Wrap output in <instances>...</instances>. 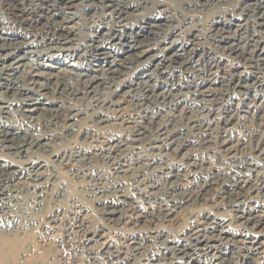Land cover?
<instances>
[{
  "label": "rangeland",
  "instance_id": "1",
  "mask_svg": "<svg viewBox=\"0 0 264 264\" xmlns=\"http://www.w3.org/2000/svg\"><path fill=\"white\" fill-rule=\"evenodd\" d=\"M134 1L136 2L141 1L137 3L141 5L140 8L135 10L136 8L135 7L136 4H135V5H132V7H129L128 9L131 12L133 11V13L135 14H138L140 11L142 12L147 11L148 13H146V15L148 14L147 15L148 17L152 16L150 17L151 19H153V17L158 18L160 15L162 16V14L164 15L162 17H165L166 15H170L168 16L167 21L165 20L163 21L164 23L162 22L163 28H167L168 25H179L178 23H180L179 26H182L185 23V20L183 18L186 17L187 12H188L187 14L188 16H190V14H194L193 18L196 19L197 23L199 24L197 25L199 26L198 28L196 26L192 30L191 32L192 34H190V36L187 34L184 36V38L180 37L182 39L181 41L182 43L187 42L188 39H191L194 41V44L196 45V49H195V55L193 59L196 60L194 61L196 68L192 70L191 69L187 70V67H184V70L188 71V72L187 71L184 72V70H179L177 68L180 65L179 62L181 63L182 61H178L177 63L168 61L167 71L163 73L156 72L153 74L154 77L152 78L154 82L156 80L157 87H159L157 89V93H160L161 91H164V90L173 92L175 91L174 90L175 87H177L176 91H179L178 89H180L181 91H184V92H187L188 89L191 90L192 92V91H195L197 88L198 92L195 91L194 92L195 95L193 96L188 95L189 98L187 102L185 103V106L187 109L186 111L187 112L189 111V113L185 115V113L184 114L181 113L180 109L175 110V109H172V106L171 107H169L168 105L163 106V104H160L159 105L160 107L156 108L154 103H151L152 104L151 105V104H148L146 100L142 98L141 99L137 98L136 91L134 92L133 90H131L133 91V94L131 93V95H129V97L127 96V98L125 99V102L122 105V108L124 110L123 109L120 110L122 114H120L121 113L120 111L119 113H117L118 111L114 110L113 108H110L112 110L108 109L104 111V113L106 112L105 113L106 116H103V117L106 119V121L104 123H101L102 126L98 124L99 128L92 134L91 138H89L88 140L86 139L85 141L84 139H82V131L85 129L84 123H86L88 119H83V117L86 118L85 114L80 115L78 119L80 118L82 119L77 120V122H79L78 128L80 127L79 131L75 133L74 135H72L70 140H67L66 141L67 143L64 146L62 145L63 147L60 150V152L57 154V156L46 155L45 160L43 161L45 166L41 169V171L45 170L44 171L45 176L47 180L49 181L48 182L46 180L45 185L47 188V192L50 194L49 195L47 193V199L44 203L45 204L44 207L42 209L32 208L33 207V204H32L33 200L31 198L32 196L30 195L24 196V194H22L23 196L21 195L19 197L20 199L16 200L15 202L16 204L14 203L13 205L7 208L1 207L2 201L0 200V264H168V263L169 264H173V263L174 264H187V263L188 264H264V217H263L264 216V206H263L264 202L262 201L264 200V196L259 195L256 198L255 202L248 203V206H251V207L255 206V208H257V210L259 211V214H261V216L263 217V220H262L263 222H261V224L258 226L255 224L243 225L242 223L241 224L238 223L239 222L238 216L240 215V210L245 208L247 204L238 205L236 201L234 202L233 201L234 196H233L232 190L230 189V186L233 180H235L236 177L242 173L243 174L246 173L244 175H247L248 177L253 176V177H250V180L252 181V183H255V184H260L262 182V179H264V82L260 81L261 79L262 80L264 79L263 78L264 69H263V66L261 65L260 57L258 56L259 52L256 55V48H257L256 45L259 46L260 48H264L263 46L264 45V42H263L264 41V33H263L264 32V18L263 17L259 18L260 13L262 11L259 12L258 14L254 13V11L252 10L251 11L247 10L245 11V13H241V9L239 8V5L237 4V2L232 1V0L230 2L228 1V3L219 2L217 0H210V2L209 0H145V1L144 0H134ZM207 1H208V4H207ZM256 1L258 0H253V2H256ZM222 3H225V4L222 5ZM215 5H217L216 6L217 8L215 7ZM81 6L82 7L80 8L79 6L77 10L67 9L66 13L62 14L61 16L63 17V15L67 14V12L69 13L68 15H71L73 12H78L79 10H82L81 11L82 18L80 19L81 21L79 20V18L75 20V22L77 21L76 22L77 24L79 21H80L79 24L80 23L82 24L81 25L78 24L80 27L75 25L77 29L73 30L74 35L72 36L77 38L74 41L75 43L80 44V41H82L81 43L85 44L86 40H84L83 38L85 34H83L81 38V36L78 35L79 36L78 37L75 32L78 31L79 33L80 31L82 32L90 31L85 28H87L88 26L92 24V19H90L92 11L86 9L85 5H81ZM187 7H189V9H187ZM193 7H194V11H189L193 9ZM55 8L51 14L55 13L54 11H61L59 7H55ZM162 10H165V11H162ZM159 11H162L163 13H160ZM145 12L143 14H145ZM39 14H37L36 17H38ZM89 14L90 16H88ZM142 15H137L136 18L138 17L140 18ZM243 15L245 17L244 19L242 18ZM256 15L257 17H255ZM44 16H46V14H44ZM248 16H251V18ZM136 18L134 15L130 16V19H136ZM59 19H61V17H58V20ZM83 19H84V22H83ZM4 20L5 22H3ZM249 20H251L252 22ZM42 21L46 22V19H42ZM137 21L139 20L137 19ZM144 21L145 20H143V22ZM57 22L58 21L55 22L54 20L48 21V23L46 22L45 25H43L45 26L43 29L54 31L55 30L54 28H58L59 26L58 25L59 23ZM200 22H201V25H200ZM167 23L168 25H166ZM253 23L254 25L252 26ZM6 24H9V25H6ZM83 25L85 27H83ZM238 25H242V26H238ZM23 26H26V27L23 28ZM3 27H6V28H3ZM137 27L136 26L134 27L135 31L138 30L136 29ZM236 27H237V30H235ZM252 27H254L255 30ZM248 28L251 30H249ZM29 29L32 32H35L32 30V27L29 24L26 25V23H20L16 21L15 23L11 22L8 19L7 15L3 13L2 10L0 9V34L5 36L3 38H6L2 41L0 39V42L7 41L11 43L7 45V47H5V48H8L7 51H14L15 46H17L15 44L16 42H19L25 39H29V40L34 39L33 35L30 34L31 31ZM216 29L218 33L216 32ZM108 30L104 29L103 31L106 32ZM141 30L146 31L147 29H141ZM230 31H234V32L231 33ZM235 31L236 32L238 31L237 35ZM254 32L255 33L258 32L259 34L257 33L254 34ZM249 33L251 36L249 35ZM183 35L184 34H182V36ZM210 35H213V36L211 37ZM259 35L262 37H260ZM147 36H149L150 38L152 37L151 34H148ZM221 36H226V38H228L226 43L223 44L220 42ZM228 36L229 37L233 36V38H229ZM242 36L244 37V39L241 38ZM260 38H262V40ZM243 40H250V44L249 43L247 44ZM233 41L234 42L241 41V43H243L244 45L246 44L245 47H247L246 49L248 50V52L249 51L252 52L251 56L252 55L253 56L251 58L253 60H251V58L247 59L249 54L247 55V57H244V56L242 57L241 55H238L237 53L230 54V52H228L230 54L229 55L225 51L224 45H229L231 43H234ZM200 42H201V46L199 45ZM105 43H106L105 45H109V43L111 42L109 43L105 42ZM215 44H218L219 47L216 46ZM252 44H255V45H252ZM11 46H12V49H11ZM192 47H193V43L192 42L188 43V49L191 50ZM45 48H48V46H46ZM215 48L216 50H214ZM15 50H16L15 54L5 59L6 62L5 61L3 62L7 64L9 63V61L11 62L16 58L26 55L24 56L25 59H23V61L24 63L27 61L28 70L30 67L31 73L37 72L41 74V76H38L34 79L36 80L39 79L40 81L44 83L46 82L49 85H52L51 82L58 75L61 76L62 74L63 75L66 74V75L74 76L75 75L73 74L74 71L75 72L77 71L76 74L81 73V72L83 73L88 72L91 74L97 73L93 71L94 67L96 69L99 67V65L107 66L108 62L110 63L115 60L117 62H121L123 61L124 58H126L127 55L133 54V56H135L134 54L136 53V51H138L137 49H133L130 52L128 51L125 52V50L119 46V48H115L114 50L113 49L108 50L107 54H104L103 56L95 55V53L94 54L91 53L87 55L85 58L84 56L81 55L85 53V50L82 48H80V50H78L76 53H73L71 51L62 52L61 49H58L50 53H43L42 55H31V54L27 55L25 54L26 49L24 47H21V48L18 47ZM226 54L229 57H227ZM237 55L239 56V58L237 57ZM213 57L216 59L215 61L218 62V67L216 70H214L218 74L216 72L209 73L208 71L209 62L211 58ZM230 58L231 60H229ZM245 58L247 60H245ZM74 61L76 63H74ZM30 63L32 64L30 65ZM257 64H259L261 68H259ZM147 66L151 68L150 63H147ZM0 67H2L1 63H0ZM154 67L155 66H152V69H154ZM59 68L63 70L60 71ZM23 69L24 67L22 68V70ZM241 70H242V73H241ZM258 70L261 72H259ZM40 71H43V72L41 73ZM181 72L182 73L184 72V73L182 74ZM56 73H60V74L56 75ZM215 73H216V76H215ZM19 74L25 75L26 73L25 72L23 73V71L21 72L19 71L17 75ZM179 74L181 75L179 76ZM209 74L211 75L209 76ZM45 75H48L49 77L51 76L50 80H48L49 77ZM236 75H238L239 77L238 76L236 77ZM128 76L129 75L124 76L123 79L129 78ZM155 76L157 78H155ZM139 80L140 79L136 78L135 76H132V83L131 82L129 83L128 81V86L123 91L130 90L131 88L132 89L136 88L137 85L135 83L138 82ZM2 81H5V80H2ZM252 84H255V85H252ZM13 86L15 87L17 85L8 84L7 86V84H4V85L0 84V92L2 91L5 93L7 92L6 96L10 97L13 89L7 90V87H13ZM28 86H32V84ZM115 87L116 85H113V84L111 86L109 85V87L104 90L105 92L104 91L102 92L104 93L102 96L107 97L108 93L111 90H114ZM208 87L213 88L212 89L213 94L207 96L208 99L210 100L204 97L205 100L207 101L202 102L203 101L202 99L204 98L203 96H200L199 93L203 90L209 89ZM214 88H215V91H214ZM47 92H46L47 96L51 94L49 90ZM81 95L82 97H80ZM87 96L88 94L81 93L80 95H78V97H80L81 100L78 99V101L76 100L73 101V104H75L80 111H84V113L85 112L89 113V109L86 108V106L89 105L87 103L89 101ZM11 98L12 97H10V102H8L9 107L6 108V111H8V113L5 115L0 114V120L2 121V123H4L5 125L14 124L13 126H19L22 128L24 126V128H28V129L34 128L32 125H30L29 119L25 117L26 112L24 111L26 109H30L31 105L25 104L22 100H20L19 95H16L15 98H12V99ZM208 101L210 102L208 103ZM255 103H257V105ZM70 104L71 103H69L68 105ZM140 104L141 105L143 104L144 106L142 105L141 107ZM259 104H261V106ZM44 105H45L44 107H47V108L56 107L54 106V103H50V102H47V104H44ZM137 105L138 107H135ZM148 106L150 110L147 111L145 110V108ZM257 106H258V110H257ZM169 109H170V112H169ZM210 109H211V114L209 113ZM17 110H19V112ZM155 111L156 112L160 111L159 116L161 117V118L156 117V119L157 120L162 119L164 120L165 123L168 122L167 124H169L168 127L170 128L179 126V123H180V126L185 125L188 122L186 119H189L190 114L194 116L199 113L200 115L206 117V119L209 122V128L207 129L208 132L204 133V135L202 133L197 134L198 132H194L195 135L187 133V135L189 136L191 135L190 137H187V135L185 134L184 136H186L187 140L184 141V145L180 148L181 150L174 149L175 147L164 149L162 152H159L158 150L150 149V145L148 144L149 139L153 138L156 133V124L152 123L151 121L152 113ZM178 113L182 115L179 116ZM176 114H178L177 115L178 118L176 117ZM184 117H187V118H184ZM180 118L182 119L183 122L181 121ZM146 124H148V128H147L148 131L146 129L147 127ZM150 126L153 128V130L150 128ZM210 128L211 129L214 128L213 131ZM145 129L146 131L144 135L140 134V132L144 131ZM57 131L62 132V129L58 128ZM21 135H23V133ZM192 135L196 138L193 139L194 137ZM17 140L19 141L18 138ZM17 140L15 142L13 141V142H5V143H2L0 141V144H1L0 145V164H3V163L9 164V165L14 164L16 169H19L22 165L21 161L26 160L29 156L31 155L33 156L35 154V153L32 154L33 150L30 149L27 155L24 156L25 158L24 159L23 157H21L22 156L21 154L16 153L18 150L13 149V150L8 151V149L2 148L4 146H10L13 148L16 147L17 145L16 143L18 142ZM104 144L106 146H110V145L113 146L115 144L116 149L120 148L119 147L120 145H124L123 147H125V146H132L136 144L141 146V148L140 150H137V151L132 150L131 152L124 154L123 156L122 155L120 156L119 154H121V151H112L108 153L106 151H102V149L106 147ZM150 154L151 155L153 154V157L155 158H153ZM157 154L158 156L159 155L160 156L158 157ZM161 154L164 157H161ZM154 155H156L157 157ZM85 157L86 158L88 157L89 159L88 158L86 159ZM33 158L36 159V157H33ZM90 158L91 160L92 159L93 160L91 161ZM158 158H160V160ZM179 160L182 162H180ZM185 162H188V163H185ZM187 165H189V167ZM160 166L164 167L163 168L164 170ZM247 167L248 168L251 167V168H249L248 170ZM23 171L22 173H20L21 175L18 174L20 176V178L18 179L13 178L11 180H6V181H3L2 179H0V193H1V190L4 188V186L6 187V185L8 186V185L14 184L17 181H26L25 177L27 176L26 174H28V171L25 169ZM250 171H252V173ZM178 173L181 174V176ZM257 173L260 175L257 176ZM177 175L180 176L179 177L180 179L179 178L177 179L178 177ZM207 175H210V176L208 177ZM167 178H169V180ZM216 180H219L220 184H218L219 181H216ZM211 182H216L217 184L214 183L213 185L210 186ZM95 183L99 184L100 186L104 188V192L100 194L101 200L99 201L95 199L94 195L91 196L90 192L88 191L89 187L93 186ZM188 183L190 184V186H188L189 185ZM150 184H153V186ZM200 185L202 187L204 185L205 186L202 188ZM164 186L167 188H165ZM184 186L185 187L187 186L186 187L187 189ZM217 189L219 192H216ZM211 190L212 192H210ZM195 191H196V196H195ZM180 192H183V193H180ZM230 192L232 194H230ZM152 193L155 195H153ZM186 193L188 196L186 195ZM191 193L193 196H195L194 198H192L193 196H191ZM198 193L200 194L198 195ZM121 194L129 195L133 203L130 209L128 210V213L126 214V217L124 218V220L122 219V221L119 220L118 222L117 218H110L109 216H107L108 209L106 208L109 207L110 204H113L115 206L123 205L127 207V205H124L123 201L120 200ZM148 194H150V196ZM203 195H205L206 197ZM215 196L218 198H216ZM0 198H1V194H0ZM182 198H189V202L184 203V204H179L181 209L177 208V210L180 211V213L177 211L174 217L172 218L173 220L172 219L171 221L164 220L163 216L159 214L161 209L167 206L174 205L173 201L175 200L181 201ZM75 200H80L82 202V208L76 205V203L74 202ZM204 200L205 201L207 200V202H205ZM218 201L221 202V204ZM227 201L229 202L226 203ZM232 202H233V205H232ZM217 204H219L218 205L219 208L217 207ZM213 205L217 208H215ZM224 205L226 206V208H228L227 209L228 211L226 210ZM102 206L103 207L107 206V207L103 208ZM233 209L234 211H232ZM237 209H240V210H237ZM83 216H84V223H81ZM137 216H139L141 220L137 218ZM175 216L177 217V219L175 218ZM214 218H217V219H214ZM235 220L237 221V223ZM212 226H216L218 230L220 229L227 230L229 233L228 236L224 240H219L218 242L217 241L214 242L213 246L204 245L205 247L202 246L203 249L196 250L199 244L198 239L203 240L208 237H213V238L219 237V232L218 231L215 232ZM198 230H200L199 233H195ZM94 234L97 236H95L94 239L92 240H96V239H100V240L85 241L86 238L93 237ZM189 234H192V235H189ZM235 240H237L239 243ZM139 241L141 244L139 243ZM85 244L86 245L87 244L89 245L98 244L102 247L99 248L98 250L99 254H97L98 251H96V253L90 252L92 254L91 255L90 253L88 254L89 250H87L86 248L87 246ZM176 244H178V246ZM137 245L139 249L137 248ZM134 246L136 247V250ZM182 248H187L186 249L188 251L187 256H184V255L182 256L181 254H179V251ZM173 251L175 254L173 253ZM109 253L110 255L111 253H113L114 256L110 258ZM182 257H185V258H182Z\"/></svg>",
  "mask_w": 264,
  "mask_h": 264
},
{
  "label": "bare ground",
  "instance_id": "2",
  "mask_svg": "<svg viewBox=\"0 0 264 264\" xmlns=\"http://www.w3.org/2000/svg\"><path fill=\"white\" fill-rule=\"evenodd\" d=\"M145 1V0H144ZM219 2H226L228 3V1L230 2L231 0H217ZM232 1H236L237 4L239 5V8L241 9V13H245V11L247 10H252L254 11V13L258 14L260 13V17L264 18V0H258L256 2H253V0H232ZM141 2V1H139ZM139 2H136L134 0H0V9L2 10L3 13H5L8 17V19L11 22H20V23H26L29 24L32 27V30L35 32H32L30 29V34L33 35L34 39H25V40H21L19 42H14L17 46H15L14 51H7L8 48L7 45L11 44L7 41L4 42H0V63L2 64V67H0V84H14L17 86H13V87H7V90L9 89H13L12 90V94L10 95V97L15 98L16 95L20 96V100H22L25 104H29L31 105L30 109H26L24 110L25 113V117H27L29 119L30 125H32L34 128H23L19 127V126H13V125H5L4 123H2V121L0 120V141L2 143L5 142H15L17 140V138L19 139V141L16 143V147H10V146H4L2 148L4 149H8L9 150H13L16 149L18 150L16 153L21 154L24 158V156L27 155V153L31 150H33L32 154H34L33 156H29L26 160L21 161L22 165L19 169H16V167L14 166V164H0V179H2L3 181L6 180H11V179H15V178H20V176L18 174L22 173V171L25 169L28 171V174H26L27 176L26 181H17L14 184L11 185H6V187L4 186V188L1 190V198L0 200L2 201L1 203V207L3 208H7L11 205H13L16 200L20 199L19 197L24 194V196L26 195H30L32 196V204L34 209H42L44 207V203L47 199V188H46V176L44 171H41V169L45 166V164L43 163V161L45 160L46 155H53V156H57V154L60 152V150L62 149V147L67 143V140H70V138L72 137V135H74L75 133H77L79 131L78 128V124L79 122H77L80 115L85 114V117H83V119H88L86 123H84V130L82 131V139H84V141L89 138H91L92 134L99 128L98 124H100L102 126L101 123H104L106 121V119L103 116H106L104 111L113 108L114 110L118 111L117 113H119L120 110H122V105L125 102V99L127 98V96L129 97V95H131V93L133 94V91L137 93V98L139 99H144L148 102V104L154 103L156 108L160 107V104L164 105H168L169 107L172 106V109H180L181 113H185L188 114L189 111L187 112L186 110V106L185 103L188 100V95L193 96L195 95V91H197V88L195 91L191 90H187V92L181 91L180 89H178L179 91H176L177 87H173L175 91V93L170 92V91H161L160 93H157V89L159 87H157V82L155 80V82L153 81V77H154V73L156 72H166L168 67V61L169 62H175L177 63L178 61H182L181 63L179 62V66L177 67L179 70H184V67H187L188 69H195V64H194V55H195V49H196V45L194 44V41L191 39H188L187 42L182 43V37L184 38L185 35H189L192 34V30L199 25L196 21V19L193 18L194 14H190V16H188V12L186 14V17L183 18L185 20V23L182 26H179L180 23H178L179 25H168V23L166 25H168L167 28H163L162 27V22L163 21H167L168 16L170 15H166L165 17L162 14V16L160 15L158 18L153 17V19H151L150 17L152 16H147L146 13H148L147 11L145 12V14H143L144 12L140 11L138 14L133 13V11H129V7H132V5L136 4V9L140 8L141 5L137 4ZM205 2V1H204ZM210 2V0H209ZM203 3V1H202ZM206 3V2H205ZM218 3V2H217ZM157 4V3H156ZM208 4V1H207ZM206 4V5H207ZM213 4V3H212ZM215 4V3H214ZM221 4V3H220ZM225 3H222V5ZM232 4V3H231ZM81 5H85V8L92 11V14L90 16V14L88 16H90V19H92V24L90 26H88L85 29H88L90 31H86V32H82L80 31L78 33L75 32L78 35L81 36L84 35V40H86L85 44H82L80 41L79 43H75L74 41L77 39L74 36V29H77L75 25L79 26L82 23L79 24V22L81 21L80 19L82 18L81 16V11L79 10L78 12H73L71 15H68L69 13L67 12V14L63 15V17L61 16L62 14L66 13L67 9H75L77 10V8L80 6V8L82 7ZM158 5V4H157ZM227 5V4H226ZM29 8H28V7ZM151 6V5H150ZM217 5H215L216 7ZM230 6V5H229ZM55 7H59V9L61 11H54L55 13L51 14L52 11L54 10ZM144 7V6H143ZM213 7V6H211ZM220 7V6H219ZM236 7V6H235ZM41 8V10H40ZM152 8V7H150ZM210 8V6H209ZM217 8V7H216ZM234 8V6H233ZM57 9V8H55ZM149 9V8H148ZM185 9V8H184ZM187 9H189V7H187ZM204 9V8H203ZM207 9V8H206ZM196 10V9H195ZM205 10V9H204ZM203 10V11H204ZM212 10V9H211ZM234 10V9H232ZM237 10V9H236ZM165 11V10H162ZM162 11H159L160 13H163ZM188 11V10H187ZM189 11H194V7L193 9L189 10ZM70 12V11H69ZM153 12V11H152ZM38 17H36L37 14ZM85 13V12H84ZM165 13V12H164ZM240 13V12H239ZM44 14H46V16H44ZM88 14V13H87ZM86 14V15H87ZM143 14V15H142ZM153 14V13H152ZM169 14V13H168ZM136 16L137 15H142L140 18H136V19H130V16ZM185 15V14H184ZM196 15V14H195ZM235 15V13H234ZM242 15V14H241ZM248 15V14H247ZM255 15V14H253ZM179 16V15H178ZM182 16V15H181ZM238 16V15H237ZM240 16V15H239ZM58 17H61V19L58 20ZM87 17V16H85ZM147 17V18H146ZM242 17V16H241ZM251 18V16H248ZM257 17V15L255 16ZM6 18V17H5ZM79 18V22L78 24L75 22L76 19ZM84 18V17H83ZM156 18V19H155ZM181 18V17H180ZM197 18V17H196ZM203 18V17H202ZM243 19L245 18L244 15L242 17ZM42 19H46V22L48 23V21L54 20L55 22L58 21L57 23H59L58 28H54V31H49V30H44L43 28L45 26L44 21H42ZM85 19V18H84ZM83 19V22H84ZM87 19V18H86ZM137 19L139 21H137ZM162 19V20H161ZM164 19V20H163ZM236 19V18H235ZM15 20V21H14ZM143 20H145L143 22ZM171 20V19H170ZM203 20V19H202ZM201 20V21H202ZM91 21V20H90ZM246 21V20H245ZM248 21V20H247ZM251 21V20H249ZM253 21V19H252ZM251 21V22H252ZM261 21V20H260ZM263 21V20H262ZM5 22V20L3 21ZM7 22V21H6ZM158 22V23H157ZM179 22V21H178ZM182 22V21H180ZM41 23V24H40ZM143 23V25H142ZM164 23V22H163ZM166 23V22H165ZM203 23V22H202ZM222 23V22H221ZM261 23V22H260ZM263 23V22H262ZM40 24V25H39ZM53 24V23H52ZM86 24V23H85ZM90 24V23H89ZM88 24V25H89ZM240 24V23H238ZM245 24V23H244ZM9 25V24H6ZM5 25V26H6ZM49 25V24H48ZM142 25V26H140ZM201 25V22H200ZM243 25V24H242ZM242 25H238V26H242ZM248 25V24H247ZM254 25V23L252 24V26ZM257 25V24H256ZM87 26V25H86ZM137 27L136 29H138L137 31L134 30V27ZM140 26V27H139ZM234 26V25H233ZM244 26V25H243ZM26 26H23V28ZM80 27V26H79ZM83 27H85L83 25ZM82 27V28H83ZM199 26H197L198 28ZM6 28V27H3ZM12 28V27H11ZM29 28V27H27ZM254 28V27H252ZM53 29V28H52ZM104 29H109L108 31H103ZM141 29H147L146 31H143ZM220 29V27H219ZM218 29V30H219ZM230 29V28H229ZM249 29V28H248ZM257 29V28H256ZM13 30V29H12ZM81 30V28H80ZM197 30V29H196ZM225 30V29H224ZM237 30V27L236 29ZM251 30V29H249ZM255 30V28H254ZM258 30V29H257ZM220 31V30H219ZM4 32V31H3ZM88 32V33H87ZM217 32V29H216ZM223 32V31H222ZM228 32V31H227ZM226 32V33H227ZM231 33L234 31H230ZM238 32V31H237ZM237 32L235 31L236 35ZM243 32V31H242ZM241 32V33H242ZM246 32V30H245ZM151 34L152 37L150 38L149 36H147L148 34ZM218 33V32H217ZM220 33V32H219ZM230 33V34H231ZM257 34H259L258 32H256ZM254 32V34H256ZM264 33V32H263ZM27 34V33H26ZM29 34V33H28ZM147 34V35H146ZM182 34H184L182 36ZM221 34V33H220ZM5 35V34H4ZM214 35V34H213ZM213 35H210L211 37ZM246 35V34H245ZM244 35V36H245ZM250 35V33H249ZM253 35V34H252ZM196 36V35H195ZM230 36V35H229ZM228 36V37H229ZM251 36V35H250ZM255 36V35H254ZM260 36V35H259ZM5 36L0 34V39L1 41L6 39L3 38ZM79 37V36H78ZM181 37V38H180ZM197 37V36H196ZM215 37V36H214ZM238 37V36H237ZM253 37V36H252ZM262 37V36H260ZM9 38V37H8ZM20 38V37H19ZM178 38V39H177ZM193 38V37H192ZM206 38V37H205ZM229 38H233L229 37ZM236 38V37H235ZM234 38V39H235ZM241 38L244 39V37L242 36ZM16 39V38H15ZM209 39V38H208ZM215 39V38H214ZM228 38H226V36H221L220 38V42L221 43H226ZM262 40V38H260ZM198 40V39H197ZM219 40V39H218ZM236 40V39H235ZM251 40V39H250ZM250 40H243L245 41L247 44H250ZM253 40V39H252ZM257 40V39H256ZM152 41V42H150ZM84 42V41H83ZM109 43V45H105L106 43ZM181 42V43H180ZM192 42L193 43V47L190 49H188V43ZM196 42V40H195ZM234 42V41H233ZM259 42V41H258ZM264 42V41H263ZM8 43V44H7ZM215 43V41H214ZM256 43V42H255ZM20 45V46H19ZM195 45V47H194ZM201 46V42L199 44ZM214 45V44H213ZM216 46H218V44H215ZM221 45V44H220ZM246 45V44H245ZM245 45L243 43H241V41L239 42H234L231 43L229 45H224L225 47V51L228 53H237L238 55H241L242 57H247V59H250L252 56V52L246 49L247 47H245ZM255 45V44H252ZM46 46H48V48H45ZM119 46L121 48H123L126 51L130 52L133 49H137L138 51H136V53L134 54L135 56H133V54H129L126 56V58L123 59V61L121 62H117L112 61V62H108L107 66L105 65H99L98 68L94 70L97 73H74V76H70V75H66V74H62L61 76H59L58 74L60 73H56V78L51 82L52 85H49L48 83H44L42 81H39L34 79L38 76H41L40 73H31L30 72V67L29 70L27 68V61L24 63L23 59H25L24 56H21L19 58L14 59L13 61H9V63H5V59H7L8 57H10L11 55L15 54L16 50L18 47H24L26 49L25 54H31V55H42L43 53H50L54 50H58L61 49V51H71L73 53H76L78 50H80V48L85 50L84 54H81L82 56H84L86 58L87 55L89 54H94L95 55H104L107 54V51L110 49H115V48H119ZM199 46V48H200ZM264 46V45H263ZM41 47V48H40ZM44 47V48H43ZM219 47V46H218ZM217 47V49H218ZM255 47V46H254ZM256 55L259 52V57L261 60V65L263 66L264 69V48H260L259 46L256 45ZM206 48V47H205ZM12 49V46H11ZM140 49V50H139ZM211 49V48H210ZM222 49V48H221ZM252 49V48H251ZM254 49V48H253ZM216 50V48L214 49ZM198 51V50H197ZM204 51V50H203ZM209 51V50H208ZM222 51V50H221ZM211 52V51H210ZM216 52V51H215ZM72 53V54H73ZM83 53V52H82ZM223 53V52H221ZM225 53V52H224ZM254 53V52H253ZM53 54V53H52ZM113 54V53H112ZM118 54V53H117ZM214 54V53H213ZM229 54V53H228ZM229 54V55H230ZM54 55V54H53ZM57 55V54H56ZM80 55V56H81ZM203 55V54H202ZM205 55V54H204ZM207 55V54H206ZM218 55V54H216ZM221 55V54H220ZM227 55V54H226ZM237 55V57L239 58V56ZM262 55V57H261ZM55 56V55H54ZM73 56V55H72ZM209 56V55H208ZM215 56V55H214ZM225 56V54H224ZM232 56V55H231ZM32 57V56H31ZM79 57V56H78ZM106 57V56H105ZM200 57V56H199ZM227 57H229L227 55ZM235 57V56H234ZM258 57V59H259ZM28 58V57H27ZM26 58V59H27ZM90 58V57H89ZM202 58V57H201ZM199 58V59H201ZM217 58V57H216ZM223 58V57H222ZM30 59V58H29ZM35 59V58H34ZM72 59V58H71ZM93 59V58H92ZM117 59V58H116ZM209 59V58H208ZM245 58V60H247ZM257 59V60H258ZM101 60V59H100ZM198 60V58H197ZM216 59L213 57L211 58L209 65H208V71L209 73H213L216 72L214 70L217 69L218 67V62L215 61ZM220 60V59H219ZM231 60V58L229 59ZM244 60V59H243ZM244 60V61H245ZM251 60H253L251 58ZM5 61V62H3ZM77 61V60H76ZM239 61V60H238ZM242 61V60H241ZM32 62V61H31ZM89 62V61H88ZM156 62V64H155ZM199 62V61H198ZM197 62V64H198ZM240 62V61H239ZM238 62V63H239ZM74 63H76L74 61ZM147 63H150L151 68L149 66H147ZM235 63V62H234ZM32 63H30L31 65ZM206 64V62H205ZM240 64V63H239ZM247 64V63H246ZM249 64V63H248ZM260 64V63H259ZM259 64H257L259 66ZM35 65V64H34ZM82 65V64H81ZM96 65V64H95ZM98 65V64H97ZM173 65V64H172ZM255 65V64H254ZM152 66H155L154 69H152ZM204 66V65H203ZM220 66V65H219ZM242 66V65H241ZM250 66V65H249ZM24 67V69L22 70V68ZM37 67V66H36ZM173 67V66H172ZM39 68V67H38ZM37 68V69H38ZM84 68V67H83ZM93 68V67H92ZM170 68V67H169ZM199 68V67H198ZM259 68H261L259 66ZM258 68V69H259ZM60 69V68H59ZM58 69V71H59ZM73 69V68H72ZM202 69V68H201ZM206 69V68H205ZM204 69V70H205ZM34 70V69H33ZM39 70V69H38ZM63 69H60V71ZM187 70H184L187 71ZM190 70V72H191ZM197 70V69H196ZM23 71V73L25 72V75L19 74L17 75L18 72ZM66 71V70H65ZM170 71V70H169ZM173 71V69H172ZM195 71V70H193ZM207 71V72H208ZM259 71V70H258ZM34 72V71H33ZM41 73L43 71H40ZM63 72V71H62ZM71 72V74H72ZM183 72V73H184ZM188 72V71H187ZM219 72V70H218ZM261 72V71H259ZM46 73V72H44ZM49 73V72H47ZM52 73V72H51ZM68 73V72H67ZM70 73V71H69ZM170 73V72H169ZM182 73V72H181ZM182 73V74H183ZM196 73V72H194ZM201 73V72H200ZM206 73V72H204ZM217 73V72H216ZM215 73V76H216ZM242 73V70H241ZM251 73V72H250ZM256 73V72H255ZM159 74V73H158ZM156 74V75H158ZM173 74V73H172ZM218 74V73H217ZM263 74V73H262ZM43 75V74H42ZM51 75V74H50ZM54 75V73H53ZM129 75V78L123 79L124 76ZM181 74H179L180 76ZM186 75V74H185ZM211 74H209L210 76ZM258 75V74H257ZM48 76V75H45ZM43 76V77H45ZM132 76H135L136 78L140 79L138 82H136L135 84L137 85L136 88H131L130 90L127 91H123L127 86H128V81L129 83H132ZM198 76V75H197ZM219 76V75H218ZM238 75H236L237 77ZM241 76V75H240ZM259 76V75H258ZM257 76V78H258ZM263 76V75H262ZM49 77V76H48ZM51 77V76H50ZM50 77L48 78V80H50ZM169 77V76H168ZM182 77V76H181ZM200 77V76H199ZM214 77V76H212ZM239 77V76H238ZM243 77V76H242ZM241 77V78H242ZM155 78H157L155 76ZM163 78V77H162ZM161 78V79H162ZM173 78V77H172ZM202 78V77H201ZM200 78V79H201ZM204 78V77H203ZM219 78V77H218ZM261 78V77H260ZM264 78V77H263ZM47 79V78H46ZM159 79V78H158ZM174 79V78H173ZM205 79V78H204ZM207 79V78H206ZM217 79V77H216ZM5 80V81H2ZM165 80V79H164ZM191 80V79H190ZM238 80V79H237ZM178 81V80H177ZM192 81V80H191ZM214 81V80H213ZM216 81V80H215ZM240 81V80H239ZM261 82H264V79L260 80ZM204 82V81H203ZM246 82V81H245ZM175 83V82H174ZM173 83V85H174ZM32 84V86H28ZM116 85L114 90H111L107 97L102 96L104 93H102L106 88L109 87V85ZM168 84V83H167ZM180 84V82H179ZM186 84V83H185ZM197 84V83H196ZM248 84V83H247ZM251 84V83H250ZM237 85V84H236ZM255 85V84H252ZM259 85V84H258ZM263 85V84H261ZM177 86V85H176ZM194 86V85H193ZM240 86V84H239ZM245 86V85H244ZM243 86V87H244ZM250 86V85H249ZM260 86V85H259ZM164 88V87H163ZM202 88V87H201ZM209 88V87H208ZM256 88V87H255ZM110 89V88H109ZM207 89V88H206ZM213 88L210 87L207 90H203L199 93L200 96H203V98H207V96L212 95L213 94ZM219 89V88H218ZM242 89V88H241ZM250 89V88H249ZM17 90V91H16ZM50 91L51 94H49L47 96V91ZM133 90V91H131ZM170 90V89H168ZM212 90V91H211ZM254 90V89H253ZM46 91V92H44ZM215 91V88H214ZM240 91V90H239ZM256 91V89H255ZM254 91V92H255ZM105 92V91H104ZM108 92V91H106ZM81 93H86L88 94L87 98H88V104L86 106L87 109H89V113H84V111H80L78 109V107L73 104V101H78V99H80V97H82V95L80 97H78V95H80ZM7 92H0V114L5 115L8 113V111H6V108L9 107L8 102H10V97L6 96ZM10 94V93H8ZM197 94V93H196ZM25 95V96H24ZM136 96V95H135ZM198 96V95H197ZM133 97V96H132ZM215 97V96H214ZM213 97V98H214ZM217 97V96H216ZM11 98V99H12ZM199 98V97H198ZM202 99V102H205L207 100ZM197 99V98H195ZM9 100V101H8ZM47 100V101H46ZM81 100V99H80ZM129 100V99H128ZM127 100V102H128ZM131 100V99H130ZM133 100V99H132ZM199 100V99H198ZM210 100V99H208ZM12 101V100H11ZM85 101V100H84ZM141 101V100H139ZM197 101V100H196ZM47 102L50 103H54V106L56 107H44V104H47ZM210 101H208L209 103ZM14 103V102H13ZM69 103H71L70 105H68ZM79 103V102H78ZM141 103V102H140ZM56 104V105H55ZM138 104V102H137ZM218 104V103H217ZM257 105V103H255ZM21 105V104H20ZM79 105V104H78ZM130 105V104H129ZM141 105V104H140ZM143 105V104H142ZM141 105V107H142ZM152 105V104H151ZM196 105V104H195ZM200 105V104H199ZM209 105V104H208ZM261 106V104H259ZM258 105V106H259ZM126 106V105H125ZM133 106V105H132ZM144 106V105H143ZM190 106V104H189ZM198 106V105H197ZM217 106V105H216ZM258 106H257V110H258ZM128 107V106H127ZM126 107V108H127ZM130 107V106H129ZM135 107H138L135 106ZM162 107V105H161ZM192 107V106H191ZM27 108V107H26ZM132 108V107H131ZM153 108V107H152ZM155 108V107H154ZM166 108V106H165ZM194 108V107H193ZM192 108V109H193ZM202 108V107H201ZM200 108V109H201ZM206 108V107H205ZM204 108V109H205ZM212 108V107H211ZM215 108V107H214ZM217 108V107H216ZM256 108V106H255ZM137 109V108H136ZM112 110V109H110ZM124 110V109H123ZM127 110V109H126ZM125 110V111H126ZM138 110V109H137ZM136 110V111H137ZM145 110H150L149 106L145 108ZM215 110V109H214ZM19 112V110H17ZM205 111V110H204ZM121 112V111H120ZM135 112V111H134ZM144 112V111H142ZM170 112V109H169ZM176 112V111H175ZM193 112V111H192ZM199 112V111H197ZM215 112V111H214ZM213 112V113H214ZM124 113V112H123ZM140 113V112H139ZM152 113V112H151ZM159 113V114H158ZM173 113V111H172ZM194 113V112H193ZM209 113L211 114V109L209 110ZM24 114V112H23ZM122 114V112L120 113ZM119 114V115H120ZM138 114V113H137ZM164 114V113H163ZM179 114V113H178ZM176 114V117L177 115ZM197 114V113H196ZM12 115V114H11ZM136 115V114H135ZM160 111H155L152 113V123L156 124V133L155 136L153 138L149 139L148 144L150 145V149H154V150H158L159 152H162L164 149H169L170 147H175L174 149H180L183 145H184V141L187 140L186 136H184L185 134H194V132H198L197 134H203L208 132V128H209V122L206 119V117L200 115L199 113L197 115L192 116L190 114L189 119H186L188 122L183 125L177 127H168L169 124L165 123L164 120L159 119L157 120L156 117H160ZM174 115V114H173ZM182 115V114H181ZM179 114V116H181ZM22 116V114H21ZM143 116V115H141ZM192 116V117H191ZM206 116V114H205ZM91 117V118H90ZM139 117V116H138ZM147 117V116H146ZM164 117V116H162ZM174 117V116H173ZM188 117V116H187ZM184 117V118H187ZM12 118V117H11ZM120 118V117H119ZM161 118V117H160ZM169 118V117H168ZM178 118V117H177ZM176 118V119H177ZM183 118V117H182ZM23 119V118H22ZM181 119V118H180ZM179 119V120H180ZM4 120V119H3ZM76 120V121H75ZM138 120V119H137ZM167 120V119H166ZM165 120V121H166ZM171 120V119H170ZM10 121V120H9ZM8 121V122H9ZM130 121V120H129ZM182 121V119H181ZM212 121V120H210ZM250 121V120H249ZM22 122V121H21ZM25 122V121H24ZM150 122V121H149ZM170 122V121H169ZM177 122V121H176ZM183 122V121H182ZM181 122V123H182ZM20 123V121H19ZM23 123V122H22ZM141 123V122H140ZM143 123V122H142ZM171 123V122H170ZM173 123V122H172ZM212 123V122H211ZM251 123V122H250ZM24 124V123H23ZM57 124V125H56ZM151 124V123H149ZM176 124V123H175ZM26 125V124H25ZM148 128V124H146ZM55 126V127H53ZM145 126V125H144ZM141 127V126H140ZM143 127V125H142ZM154 127V126H153ZM58 128L62 129V132H58ZM150 128L153 130V128L150 126ZM146 129L144 131H141L140 134L145 133ZM211 129V128H210ZM214 129V128H213ZM213 129H211L213 131ZM148 131V129H147ZM155 132V131H154ZM23 133V135H21ZM99 133V132H98ZM138 133V132H137ZM154 134V133H153ZM102 135V134H101ZM139 135V134H138ZM192 135V136H193ZM209 135V134H208ZM215 135V134H214ZM98 136V135H97ZM100 136V135H99ZM191 136V135H190ZM189 135H187V137H190ZM210 136V135H209ZM146 137V136H145ZM144 137V138H145ZM194 137V136H193ZM204 137V136H203ZM136 138V137H135ZM147 138V137H146ZM196 137H194L193 139H195ZM191 139V138H190ZM118 140V139H117ZM198 140V139H197ZM83 141V140H82ZM99 141V140H98ZM87 142V141H86ZM91 142V141H90ZM127 142V141H126ZM134 143V142H133ZM14 144V143H13ZM96 144V143H95ZM141 144V143H140ZM189 144V143H187ZM1 145V144H0ZM63 145V146H62ZM105 145V144H104ZM108 145V144H107ZM117 145V143H116ZM129 145V144H128ZM132 145V144H131ZM142 145V144H141ZM106 146V145H105ZM114 146V147H113ZM113 146H106L102 149V151H106L108 152H112V151H121V154H119L120 156L127 154L129 152L133 151H137L140 150L141 146L139 145H132V146H125L124 145H120L118 149H116L115 144ZM103 147V146H102ZM230 147V146H229ZM236 147V146H235ZM92 148V147H91ZM90 148V149H91ZM95 148V147H94ZM100 149V148H99ZM148 149V148H147ZM101 150V149H100ZM181 150V149H180ZM179 150V151H180ZM15 151V150H14ZM63 151V150H62ZM94 151V150H93ZM147 151V150H145ZM144 151V152H145ZM173 151V150H172ZM175 151V150H174ZM6 152V151H5ZM78 152V151H76ZM84 152V151H83ZM153 152V151H152ZM158 152V153H159ZM13 153V152H12ZM99 153V152H98ZM141 153V152H140ZM164 153V152H163ZM170 153V152H169ZM117 154V155H118ZM13 155V154H12ZM61 155V154H60ZM69 155V154H68ZM136 155V154H135ZM147 155V153H146ZM151 155V154H150ZM176 155V154H175ZM180 155V154H179ZM18 156V155H17ZM70 156V155H69ZM78 156V155H77ZM113 156V155H112ZM153 157V154L151 155ZM156 156V155H154ZM158 156V154H157ZM156 156V157H157ZM160 156V155H159ZM158 156V157H159ZM184 156V155H183ZM182 156V157H183ZM33 157H36L33 158ZM98 157V156H97ZM100 157V156H99ZM161 157L162 156L161 154ZM15 158V157H14ZM70 158V157H69ZM86 158V157H85ZM88 158V157H87ZM86 158V159H87ZM94 158V157H93ZM111 158V157H110ZM109 158V160H110ZM117 158V157H116ZM133 158V157H132ZM149 158V157H148ZM155 158V157H153ZM181 158V157H180ZM16 159V158H15ZM25 159V158H24ZM58 159V158H57ZM83 159V158H82ZM89 159V158H88ZM124 159V158H123ZM160 160V158H158ZM91 160V158H90ZM93 160V159H92ZM91 160V161H92ZM116 160V159H115ZM136 160V159H135ZM156 160V159H155ZM162 160V159H161ZM9 161V160H7ZM77 161V160H76ZM79 161V160H78ZM114 161V160H113ZM152 161V160H151ZM154 161V160H153ZM180 161V160H179ZM56 162V161H55ZM182 162V161H180ZM7 163V162H6ZM80 163V162H79ZM84 163V162H82ZM91 163V162H90ZM151 163V162H150ZM179 163V162H177ZM188 163V162H185ZM122 164V163H120ZM159 164V163H158ZM123 166V165H122ZM126 166V165H125ZM155 166V165H154ZM189 167V165H187ZM85 167V166H84ZM88 167V166H87ZM128 167V165H127ZM151 167V166H150ZM161 167V166H160ZM238 167V166H237ZM236 167V168H237ZM9 168V169H8ZM47 168V167H46ZM158 168V166H157ZM162 169L164 167H161ZM235 168V169H236ZM248 168V167H247ZM251 168V167H249ZM248 168V170H249ZM256 168V167H255ZM233 169V170H235ZM253 169V168H252ZM123 170V169H122ZM151 170V169H150ZM153 170V169H152ZM164 170V169H163ZM239 171V170H238ZM256 171V170H255ZM25 172V171H23ZM162 172V171H161ZM218 172V171H217ZM233 172V171H232ZM237 172V171H236ZM241 172V171H240ZM239 172V173H240ZM244 172V171H243ZM252 173V171H250ZM191 173V172H190ZM214 173V172H213ZM219 173V172H218ZM238 173V172H237ZM260 173V171H259ZM24 174V173H23ZM179 174V173H178ZM185 174V173H184ZM208 174V173H207ZM216 174V173H215ZM233 174V173H232ZM246 174V173H244ZM243 173L238 175L236 177L235 180H233L230 189L232 190L233 196H234V202L236 201V203L238 205H243V204H247L245 206V208L243 209H237L240 210V215L238 216V223H242L243 225H251V224H255V225H260L261 222H263V217L261 216V214H259V211L257 210V208L248 206V203H253L256 201V198L260 195V196H264V179H262V182L259 183L260 184H255L252 183V181L250 180V176L248 177L247 175H244ZM21 175V174H20ZM25 175V174H24ZM171 175V174H169ZM181 176V174H179ZM187 175V174H186ZM190 175V174H189ZM213 175V174H212ZM249 175V174H248ZM251 175V174H250ZM254 175V173H253ZM260 175L257 173V176ZM23 176V175H22ZM79 176V175H78ZM178 176V175H177ZM178 176L177 179L180 177ZM191 176V175H190ZM208 177L210 175H207ZM215 176V175H214ZM218 176V175H217ZM216 176V177H217ZM232 176V175H231ZM84 177V176H83ZM82 177V178H83ZM163 177V176H162ZM187 177V176H185ZM215 177V178H216ZM219 177V176H218ZM230 177V176H229ZM22 178V177H21ZM52 178V177H51ZM85 178V177H84ZM165 178V177H164ZM260 178V177H259ZM169 180V178H167ZM171 179V178H170ZM180 179V178H179ZM184 179V178H183ZM201 179V178H200ZM220 179V178H219ZM223 179V178H222ZM221 179V180H222ZM234 179V178H233ZM29 180V181H27ZM56 180V179H55ZM94 180V178H93ZM143 180V179H142ZM167 180V181H168ZM189 180V179H188ZM211 180V179H210ZM214 180V179H213ZM255 180V179H254ZM253 180V181H254ZM48 181V180H47ZM90 181V180H89ZM178 181V180H177ZM187 181V179H186ZM215 181V180H214ZM219 181V180H216ZM49 182V181H48ZM84 182V181H83ZM173 182V181H171ZM175 182V181H174ZM257 182V181H256ZM52 183V182H51ZM54 183V182H53ZM92 183V182H91ZM147 183V182H146ZM159 183V182H158ZM179 183V182H178ZM177 183V184H178ZM191 183V181H190ZM193 183V182H192ZM197 183V182H196ZM204 183V182H203ZM208 183V182H207ZM217 184L216 182H211L210 186L213 184ZM226 183V182H224ZM103 184V183H102ZM143 184V183H142ZM141 184V185H142ZM149 184V183H148ZM166 184V183H165ZM181 184V182H180ZM189 184V183H188ZM206 184V183H205ZM220 184V181L219 183ZM153 186V184H150ZM158 185V184H157ZM168 185V184H167ZM172 185V184H170ZM183 185V183H182ZM185 185V184H184ZM192 185V184H191ZM198 185V184H197ZM148 186V185H147ZM166 186V185H165ZM164 186V187H165ZM175 186V185H174ZM190 186V184L188 185ZM199 186V185H198ZM201 186V185H200ZM205 186V185H204ZM203 186V187H204ZM220 186V185H219ZM52 187V186H51ZM155 187V186H154ZM157 187V186H156ZM172 187V186H171ZM185 187V186H184ZM187 187V186H186ZM185 187V188H186ZM197 187V186H196ZM202 187V186H201ZM202 187V188H203ZM150 188V186H149ZM153 188V187H151ZM167 188V187H165ZM192 188V187H191ZM121 189V188H120ZM170 189V187H169ZM179 189V188H178ZM187 189V188H186ZM194 189V187H193ZM205 189V188H204ZM213 189V188H212ZM175 190V189H174ZM180 190V189H179ZM209 190V189H207ZM215 190V189H214ZM227 190V189H226ZM3 191V192H2ZM64 191V190H63ZM88 191L90 192L91 196H95V199L97 201L101 200V193L104 192V188L102 186H100L99 184H94L93 186L89 187ZM113 191V190H112ZM115 191V190H114ZM150 191V190H149ZM148 191V192H149ZM165 191V190H164ZM186 191V190H185ZM222 191V190H221ZM83 192V191H82ZM179 192V191H178ZM198 192V190H197ZM200 192V191H199ZM212 192V190L210 191ZM216 192H219L218 189ZM215 192V193H216ZM227 192V191H226ZM107 193V192H106ZM115 193V192H114ZM120 193V192H119ZM155 193V192H154ZM170 193V192H169ZM183 193V192H180ZM179 193V194H180ZM189 193V192H188ZM221 193V192H220ZM229 193V192H228ZM230 192V194H232ZM49 194V193H48ZM109 194V193H108ZM153 194V193H152ZM165 194V193H164ZM200 193H198L199 195ZM202 194V193H201ZM209 194V193H207ZM206 194V196H207ZM211 194V193H210ZM214 194V193H213ZM218 194V193H217ZM50 195V194H49ZM52 195V194H51ZM150 196V194H148ZM155 195V194H153ZM187 195V193H186ZM228 195V194H227ZM23 196V195H22ZM152 196V195H151ZM166 196V195H165ZM171 196V195H170ZM173 196V195H172ZM185 196V195H184ZM188 196V195H187ZM191 196L192 193H191ZM195 196H196V191H195ZM195 196H193L192 198H194ZM205 196V195H203ZM205 196V197H206ZM214 196V195H213ZM218 196V195H217ZM190 197V195H189ZM216 197V196H215ZM214 197V198H215ZM221 197V196H219ZM29 198V197H28ZM111 198V197H110ZM120 200L123 201L124 205H127V207L121 205V206H115L113 204H110L109 207H107V216H109L110 218H117L118 222L119 220L122 221V219L124 220V218L126 217V214L128 213V210L130 209V207L132 206V201H131V197L127 194H121L120 195ZM141 198V197H140ZM179 198V197H178ZM218 198V197H216ZM231 198V197H230ZM136 199V198H135ZM180 199V198H179ZM203 199V197H202ZM209 199V198H208ZM211 199V198H210ZM233 199V198H232ZM231 199V200H232ZM31 200V199H30ZM55 200V199H54ZM59 200V199H58ZM57 200V201H58ZM196 200V199H195ZM194 200V201H195ZM212 200V199H211ZM210 200V201H211ZM224 200V199H223ZM222 200V201H223ZM227 200V199H226ZM20 201V200H19ZM112 201V200H111ZM168 201V200H167ZM193 201V202H194ZM205 201V200H204ZM264 202V200H262ZM76 203V205L78 207L82 208V202L80 200H75L74 201ZM117 202V201H116ZM169 202V201H168ZM174 205L172 206H167L163 209H161L160 211V215L163 216V219L166 221H171V219L174 217V215L176 214V212L178 211L177 208H180L179 204H184L189 202V198H182L181 201L175 200L173 201ZM207 202V200L205 201ZM212 202V201H211ZM216 202V201H215ZM219 202V201H218ZM229 201H227L226 203H228ZM262 202V203H263ZM58 203V202H57ZM99 203V202H98ZM103 203V201H102ZM166 203V202H165ZM221 204V202H219ZM224 203V202H223ZM231 203V202H230ZM229 203V204H230ZM3 204V205H2ZM16 204V203H15ZM116 204V203H115ZM192 204V203H191ZM195 204V203H193ZM48 205V204H47ZM168 205V204H167ZM216 205V204H215ZM219 204H217L218 207ZM233 205V202H232ZM231 205V207H232ZM214 206V205H213ZM225 206V205H224ZM222 206V207H224ZM264 206V205H263ZM74 207V206H73ZM103 207V206H102ZM103 207V208H105ZM215 207V206H214ZM215 207V208H217ZM230 207V208H231ZM242 207V206H241ZM101 208V209H103ZM127 208V209H126ZM184 208V207H183ZM219 208V207H218ZM226 208V206H225ZM235 208V207H234ZM99 209V208H98ZM159 209V208H158ZM181 209V208H180ZM228 208H226L227 210ZM11 210V209H10ZM100 210V209H99ZM140 210V209H139ZM184 210V209H183ZM236 210V211H237ZM30 211V210H29ZM42 211V210H40ZM136 211V210H135ZM182 211V210H181ZM228 211V210H227ZM234 211V209L232 210ZM261 211V210H260ZM7 212V211H6ZM102 212V211H100ZM104 212V211H103ZM157 212V211H156ZM180 213V211H178ZM217 212V211H216ZM225 212V211H224ZM223 212V213H224ZM41 213V212H40ZM137 213V212H135ZM150 213V212H149ZM155 213V212H154ZM153 214V213H152ZM212 214V213H211ZM142 215V214H141ZM154 215V214H153ZM157 215V214H156ZM178 215V214H177ZM31 216V215H30ZM57 216V215H56ZM133 216V215H131ZM136 216V215H135ZM145 216V215H144ZM159 216V215H158ZM142 217V216H140ZM146 217V216H145ZM144 217V218H145ZM154 217V216H153ZM156 217V216H155ZM217 217V216H216ZM104 218V217H103ZM134 218V217H133ZM137 218H139V216H137ZM161 218V217H160ZM175 218L177 219V217L175 216ZM207 218V217H206ZM56 219V218H54ZM53 219V220H54ZM128 219V218H127ZM135 219V218H134ZM140 219V218H139ZM217 219V218H214ZM227 219V218H226ZM108 220V219H107ZM141 220V219H140ZM161 220V219H159ZM173 220V219H172ZM207 220V219H206ZM114 221V220H113ZM150 221V220H149ZM214 221V220H213ZM236 221V220H235ZM225 222V221H224ZM84 223V216L82 219V222ZM80 223V224H81ZM110 223V222H108ZM114 223V222H112ZM117 223V222H115ZM125 223V222H123ZM122 223V224H123ZM208 223V222H206ZM232 223V222H231ZM237 223V221H236ZM120 224V223H119ZM118 224V225H119ZM158 224V223H157ZM217 224V223H216ZM113 225V224H112ZM117 225V224H116ZM220 225V224H219ZM223 225V224H222ZM239 225V224H238ZM254 226V225H253ZM223 227V226H222ZM230 227V226H229ZM260 227V226H259ZM163 228V227H162ZM161 228V229H162ZM212 228L216 231L219 232V237L218 238H213V237H208L205 238L203 240L198 239V246L196 248V250H201L203 249L202 246L207 245V246H213L214 242H218L219 240H224L227 236H228V231L225 229H220L218 230L216 226H212ZM252 228V227H251ZM257 228V227H256ZM247 229V228H245ZM84 230V229H83ZM255 230V229H254ZM103 231V230H101ZM200 230L196 231L195 233H199ZM209 231V230H208ZM214 232V233H215ZM258 232V231H257ZM87 233V232H86ZM85 233V234H86ZM95 233V232H94ZM162 233V232H161ZM160 233V235H161ZM101 234V233H100ZM163 234V233H162ZM258 234V233H257ZM157 235V233H156ZM192 235V234H189ZM201 235V234H199ZM217 235V234H216ZM12 236V235H11ZM87 236V235H86ZM97 235H93V237L90 238H86L85 241H97L100 239H96V240H92L94 239V237ZM101 236V235H100ZM104 237V236H103ZM194 237V235H193ZM250 237V236H249ZM234 238V237H233ZM248 238V237H247ZM187 239V238H186ZM189 239V238H188ZM193 239V238H192ZM229 239V238H228ZM227 239V240H228ZM230 240V239H229ZM242 240V239H241ZM237 241V240H235ZM137 242V241H136ZM169 242V241H168ZM238 242V241H237ZM244 242V241H243ZM247 242V241H246ZM82 243V242H81ZM85 243V242H84ZM90 243V242H89ZM96 243V242H95ZM140 243V241H139ZM180 243V242H179ZM239 243V242H238ZM242 243V242H241ZM253 243V242H252ZM138 244V243H137ZM141 244V243H140ZM189 244V243H188ZM243 244V243H242ZM246 244V243H245ZM254 244V243H253ZM86 245V244H85ZM178 246V244H176ZM87 250H89L88 254L91 253H96V251L99 250V248H101L102 246L98 245V244H87L86 245ZM104 246V245H103ZM141 246V245H140ZM174 246V245H173ZM172 246V247H173ZM205 247V246H204ZM218 247V246H217ZM250 247V246H249ZM85 248V246H84ZM135 250L136 247L134 246ZM138 248V245H137ZM166 248V247H165ZM176 248V247H174ZM194 248V247H193ZM207 248V247H206ZM204 248V249H206ZM103 249V248H102ZM139 249V248H138ZM170 249V248H169ZM178 249V248H177ZM187 248H182L179 251V254H181L182 256H187L188 251L186 250ZM173 250V249H172ZM251 250V249H250ZM101 251V250H100ZM139 251V250H138ZM176 251V250H175ZM195 251V250H194ZM104 252V251H103ZM114 252V251H112ZM199 252V251H198ZM86 253V252H85ZM90 253V254H91ZM101 253V252H100ZM172 253V252H171ZM174 253V251H173ZM192 253V252H191ZM201 253V252H200ZM99 254V251L98 253ZM105 254V253H104ZM113 253H109L110 258H112L114 256ZM175 254V253H174ZM195 254V253H194ZM92 255V254H91ZM107 255V254H106ZM116 255V254H115ZM190 255V253H189ZM192 255V254H191ZM89 256V255H88ZM97 256V255H96ZM175 256V255H174ZM173 256V257H174ZM178 256V255H177ZM93 257V256H91ZM105 257V256H104ZM176 257V256H175ZM106 258V257H105ZM115 258V257H114ZM177 258V257H176ZM185 258V257H182ZM181 258V259H182ZM191 258V257H190ZM178 259V258H177ZM105 260V259H104ZM110 260V259H109ZM107 261V260H106ZM115 261V260H114ZM174 261V260H173ZM172 261V262H173ZM93 262V261H92ZM112 262V260H111ZM110 262V263H111ZM186 262V261H185ZM169 264V263H168ZM174 264V263H173ZM188 264V263H187Z\"/></svg>",
  "mask_w": 264,
  "mask_h": 264
}]
</instances>
